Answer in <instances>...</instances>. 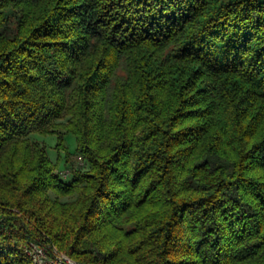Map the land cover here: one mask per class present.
Here are the masks:
<instances>
[{
    "label": "trees",
    "instance_id": "trees-1",
    "mask_svg": "<svg viewBox=\"0 0 264 264\" xmlns=\"http://www.w3.org/2000/svg\"><path fill=\"white\" fill-rule=\"evenodd\" d=\"M30 134L86 167L65 182ZM41 240L264 264V0H0V264Z\"/></svg>",
    "mask_w": 264,
    "mask_h": 264
},
{
    "label": "rangeland",
    "instance_id": "rangeland-1",
    "mask_svg": "<svg viewBox=\"0 0 264 264\" xmlns=\"http://www.w3.org/2000/svg\"><path fill=\"white\" fill-rule=\"evenodd\" d=\"M63 121H66V119L63 120ZM71 138L74 139L73 141H75L74 136L70 135L68 140L66 139V142H67L66 145L69 148V151L72 153V156H69L70 162L65 163L66 153L63 150L59 151L57 149L58 140H57L56 136H47V137H45V136H41V135H37V134H30L28 136V139L32 143L39 142L46 148V151H47L49 159L55 164L58 163V168L55 171V173L57 175H59L61 177V179L64 180L65 182H67V183H70L74 179V175H75L74 172L75 171L73 170V167H74V169H77V170L83 169V168L86 167L85 158L83 156H80L81 154H79L76 151V146H75L74 142L71 141ZM72 163H73V167H72V169H70L69 166ZM69 171H71V174H69ZM67 173H68V176H64ZM51 196L54 199L57 198V196L54 195L53 193H51ZM77 198H78V195L75 194L74 196H71V197H61V198H59V200L61 202H70V201L76 200ZM33 243L39 244V242L38 243L37 242H33ZM41 245H42L41 247H43V248H45L47 250V254H49V256L54 255V252L63 253L55 245L51 244L49 241L46 242L44 240H41ZM29 246H30V243L27 246V253H28Z\"/></svg>",
    "mask_w": 264,
    "mask_h": 264
},
{
    "label": "built area",
    "instance_id": "built-area-1",
    "mask_svg": "<svg viewBox=\"0 0 264 264\" xmlns=\"http://www.w3.org/2000/svg\"><path fill=\"white\" fill-rule=\"evenodd\" d=\"M70 173L71 171H69V174ZM64 176H68V173ZM41 246V244L30 243L28 254L31 256L35 264H80L64 253L54 252V255L51 254L52 256H49L47 250Z\"/></svg>",
    "mask_w": 264,
    "mask_h": 264
}]
</instances>
